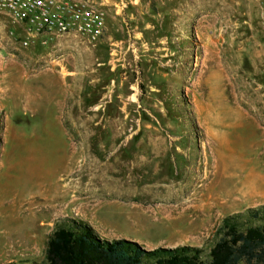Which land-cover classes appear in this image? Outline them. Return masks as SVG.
Wrapping results in <instances>:
<instances>
[{
  "label": "rangeland",
  "instance_id": "rangeland-1",
  "mask_svg": "<svg viewBox=\"0 0 264 264\" xmlns=\"http://www.w3.org/2000/svg\"><path fill=\"white\" fill-rule=\"evenodd\" d=\"M98 40L23 46L0 13V264H41L57 224L207 252L264 205L257 0H82Z\"/></svg>",
  "mask_w": 264,
  "mask_h": 264
},
{
  "label": "trees",
  "instance_id": "trees-1",
  "mask_svg": "<svg viewBox=\"0 0 264 264\" xmlns=\"http://www.w3.org/2000/svg\"><path fill=\"white\" fill-rule=\"evenodd\" d=\"M207 252L197 247L146 250L98 237L86 222L57 224L41 264H264V205L224 217Z\"/></svg>",
  "mask_w": 264,
  "mask_h": 264
},
{
  "label": "built area",
  "instance_id": "built-area-1",
  "mask_svg": "<svg viewBox=\"0 0 264 264\" xmlns=\"http://www.w3.org/2000/svg\"><path fill=\"white\" fill-rule=\"evenodd\" d=\"M257 1L264 30V0ZM0 13L19 28L23 46L65 34L94 41L106 30L103 11L82 0H0Z\"/></svg>",
  "mask_w": 264,
  "mask_h": 264
}]
</instances>
